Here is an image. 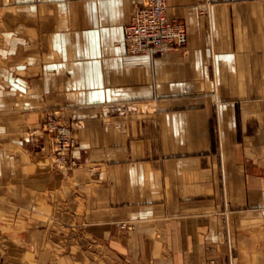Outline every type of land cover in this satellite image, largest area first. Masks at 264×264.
<instances>
[{"label":"crops","instance_id":"1","mask_svg":"<svg viewBox=\"0 0 264 264\" xmlns=\"http://www.w3.org/2000/svg\"><path fill=\"white\" fill-rule=\"evenodd\" d=\"M146 2L0 0V229L32 246L46 215L66 257L264 264V0H166L186 47L131 55ZM47 111L75 127L67 173L22 141Z\"/></svg>","mask_w":264,"mask_h":264},{"label":"built area","instance_id":"2","mask_svg":"<svg viewBox=\"0 0 264 264\" xmlns=\"http://www.w3.org/2000/svg\"><path fill=\"white\" fill-rule=\"evenodd\" d=\"M166 0H147L136 7L130 22L123 27V43L131 55L156 56L187 45L185 25L178 20H169L166 15ZM55 115V114H54ZM49 115L43 124L50 135L53 151L50 155L54 167L64 169L70 164V149L75 146L72 126ZM45 150V147H42Z\"/></svg>","mask_w":264,"mask_h":264},{"label":"rangeland","instance_id":"3","mask_svg":"<svg viewBox=\"0 0 264 264\" xmlns=\"http://www.w3.org/2000/svg\"><path fill=\"white\" fill-rule=\"evenodd\" d=\"M56 115L58 120H61V123L66 122L69 123L72 126V132L74 133L73 136L76 139V135H75V127L72 125L71 122H68L66 120H64L63 118L60 117V114L57 111H47L46 112V116L44 121L42 122V125L39 129H31V130H26L25 132H23L22 135V141L23 144L29 149V150H33L36 153H41V156H43V161L42 163L45 164L49 169L52 170H56V171H60L62 173H67L68 171L71 170L72 167L75 166V162L72 160L71 158V152L74 150V148L77 146V140L75 142V146L73 148H71L70 153H69V157H70V164L68 167L64 168V169H59L53 166L52 164V160L50 158V155L53 151V143H51L50 141V135L46 134L44 131H42L43 129V124L46 121L47 117L49 115ZM54 115V116H55ZM45 147V150H42V147ZM28 151V150H27ZM19 211L22 217L25 218V220L27 219L28 216H30V213L33 211L31 209H19V210H12L11 208H9V210H6V214H5V218L4 220H10L11 218H13V214L12 212H17ZM34 211H43L42 209H36ZM45 212V210H44ZM39 213V212H38ZM27 214V215H25ZM34 220L36 222H38V224L35 225H31L29 226L30 228H34V230L37 232V234H39L38 236H36V240H38V244H32V246L27 245V243L25 241H23V236L21 234V239L19 237V239H17L16 235L14 233H12L13 229H8L6 227H3L1 230V233L3 234V236L5 237V240L2 242L3 244V248L6 250L9 248V246H11L12 244L16 245L19 247L20 249V258H19V263L18 264H123L118 258L115 259V261L113 259H110L104 255L101 256H90V255H84V256H68L66 257V255L68 254H72L70 253L67 248L63 249L60 246V240L56 239L60 237L61 234V230H62V225H60L59 223L56 224H52L51 222H56L59 220L58 219H53L50 216H36L33 217ZM11 227V225L9 226ZM27 226H21V228L19 229L20 233L23 230V228H25ZM122 228H126L128 227L127 225H121ZM44 231H46L47 233H44ZM50 233V234H49ZM41 234H47L46 238L47 239H51V234L54 236L53 238L56 239L54 242L57 244L55 245V248L52 249V246H50L51 244L46 243L43 244L42 246V241L43 237ZM65 234V233H64ZM40 245V247H39ZM44 250L47 251H54L52 253V257H41V254ZM48 254H51L49 253ZM24 253V254H22ZM86 253V252H85ZM101 254H103V251H100ZM8 261H6V258H1L0 259V264H10L7 263Z\"/></svg>","mask_w":264,"mask_h":264}]
</instances>
